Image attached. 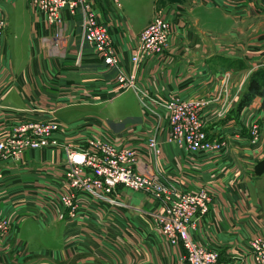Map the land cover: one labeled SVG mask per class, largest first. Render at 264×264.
Wrapping results in <instances>:
<instances>
[{
	"label": "crops",
	"instance_id": "crops-1",
	"mask_svg": "<svg viewBox=\"0 0 264 264\" xmlns=\"http://www.w3.org/2000/svg\"><path fill=\"white\" fill-rule=\"evenodd\" d=\"M225 1L123 0L117 7L112 0H95V5L110 28L122 68L136 71L154 97L175 95L199 103L208 134L227 140V153L179 149L167 141V118L158 120L140 104L117 122L94 115L78 124L57 115L58 148L27 150L23 165L0 157V213L15 225L8 236L0 235V264H182L184 247L163 236L148 213L156 202L144 192L120 189L128 206H118L79 191L75 217L61 204L56 194L69 188L61 167L65 148L92 136L138 145L137 169L156 173L182 191L208 188L212 203L192 229L195 240L216 248L224 264H256L249 241L264 236L263 98L241 109L239 103L253 72L264 67V0ZM29 2L0 0L7 19L0 47V140L15 124L48 118L54 106L100 105L122 93H114L118 68L106 66L83 42L80 12L64 8V21L53 26ZM159 8L171 21L169 43L161 55L135 68L133 49ZM219 12L227 18L222 23ZM249 115L263 124V138L255 146L248 140ZM157 122L160 155L146 143ZM36 209L48 220L28 213Z\"/></svg>",
	"mask_w": 264,
	"mask_h": 264
},
{
	"label": "built area",
	"instance_id": "built-area-1",
	"mask_svg": "<svg viewBox=\"0 0 264 264\" xmlns=\"http://www.w3.org/2000/svg\"><path fill=\"white\" fill-rule=\"evenodd\" d=\"M29 1L30 7L42 14L47 24L53 26L64 21L62 12L66 7L72 14L81 13L83 42L94 48L106 66L118 68L115 92L133 90L145 112L156 115L158 120L166 117L169 124L167 135L169 143L191 154L227 153V140L212 138L208 134L199 103L175 95L166 100L154 97L139 83L136 71L127 72L122 68L110 28L99 19L95 0ZM112 1L117 7L121 6L120 0ZM6 26V16L0 10V47ZM171 35V21L163 8H159L153 22L140 33L139 42L133 49L131 61L135 68L143 60L161 55ZM55 36L58 40L61 39L59 32ZM155 106H161L164 109L163 113L155 109ZM57 111L58 108L54 106L49 109V117L44 120L15 124L11 133L0 140V157L23 165L27 150L58 148L62 144L58 137L62 126ZM159 127L160 123L157 122L155 131L146 140L148 148L155 155L162 152L158 139ZM247 127L249 144L254 146L260 144L263 132L257 116H248ZM65 152L61 167L69 188H62L56 195L61 204L69 210L71 217L78 214L79 191L86 192L92 199L108 201L118 206H128L120 198V189L141 191L156 202V208L148 213L157 222L163 236L169 242L181 243L184 247L182 264H224L216 248L198 243L192 235V229L196 227L200 215H205L210 210L212 195L208 188L182 191L174 184L162 180L156 173L149 170L139 171L137 165L142 152L136 144H122L120 141L92 136L84 144H74L72 148H65ZM50 196L54 198V190ZM27 207L34 209L31 205ZM28 213L40 215L43 220H48L46 213L39 209ZM59 216L64 217L62 213ZM14 227V221L0 213V235L8 236ZM249 246L254 262L264 264V236H253Z\"/></svg>",
	"mask_w": 264,
	"mask_h": 264
},
{
	"label": "rangeland",
	"instance_id": "rangeland-1",
	"mask_svg": "<svg viewBox=\"0 0 264 264\" xmlns=\"http://www.w3.org/2000/svg\"><path fill=\"white\" fill-rule=\"evenodd\" d=\"M122 1L120 0V4L122 5ZM177 5V4H176ZM177 9V7H176ZM158 10V9H157ZM178 11H182L177 9ZM190 13H194V10H191ZM197 13H195L196 15ZM199 16V14H197ZM219 22L222 23V21L227 20V18L222 14V12H219L218 15ZM217 18V19H218ZM154 16L151 19V21L143 28V30L153 22ZM205 21L207 20H214L210 18H205ZM220 23V26H223V24ZM230 22H226L224 26ZM143 30L141 32H143ZM256 72V71H255ZM254 73V72H253ZM263 82H264V76ZM116 93V92H114ZM140 104L138 98L136 97L133 90H125L122 91L121 94L117 95L115 98H112L111 100H108L100 105H75L73 107L63 108L59 109L57 111V115L61 116L66 119H70L72 121L76 120V122L79 124L83 122L86 118L88 120L87 116H98L103 117L110 120L111 122H117L120 118H125V116L131 112L134 113L137 111L138 107L137 105ZM260 119L258 118V121ZM89 121V120H88ZM260 122V121H259ZM262 124V123H260ZM263 125V124H262ZM27 210L23 211L22 214L26 213Z\"/></svg>",
	"mask_w": 264,
	"mask_h": 264
},
{
	"label": "trees",
	"instance_id": "trees-1",
	"mask_svg": "<svg viewBox=\"0 0 264 264\" xmlns=\"http://www.w3.org/2000/svg\"><path fill=\"white\" fill-rule=\"evenodd\" d=\"M264 67L260 68L250 77L249 82L242 94L239 109L249 105V103L257 96H261L263 98L261 109L264 111ZM264 164V160L263 163ZM264 171V168L263 170Z\"/></svg>",
	"mask_w": 264,
	"mask_h": 264
}]
</instances>
